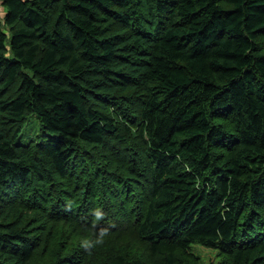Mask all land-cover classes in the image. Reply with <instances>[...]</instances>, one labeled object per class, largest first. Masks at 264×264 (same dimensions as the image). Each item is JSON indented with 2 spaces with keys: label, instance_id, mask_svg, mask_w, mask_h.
<instances>
[{
  "label": "trees",
  "instance_id": "1",
  "mask_svg": "<svg viewBox=\"0 0 264 264\" xmlns=\"http://www.w3.org/2000/svg\"><path fill=\"white\" fill-rule=\"evenodd\" d=\"M0 8V264H264V0Z\"/></svg>",
  "mask_w": 264,
  "mask_h": 264
},
{
  "label": "rangeland",
  "instance_id": "2",
  "mask_svg": "<svg viewBox=\"0 0 264 264\" xmlns=\"http://www.w3.org/2000/svg\"><path fill=\"white\" fill-rule=\"evenodd\" d=\"M0 16H3L2 8H0ZM39 133L40 129L38 128V123L35 118H31L22 129L19 142L21 144H27L36 139ZM193 252L202 258L203 264H210L215 261L216 253L212 250L203 247H195Z\"/></svg>",
  "mask_w": 264,
  "mask_h": 264
}]
</instances>
